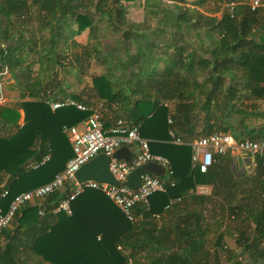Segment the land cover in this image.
<instances>
[{"label":"trees","instance_id":"16d2710c","mask_svg":"<svg viewBox=\"0 0 264 264\" xmlns=\"http://www.w3.org/2000/svg\"><path fill=\"white\" fill-rule=\"evenodd\" d=\"M122 1L132 0H0V77L36 53L33 89L13 78L18 100L0 105V210L15 194L49 181L71 156L61 126L87 112L49 109L47 101L65 96L86 104L101 99L104 127L111 119L140 122L149 152L168 160L165 176H157L165 190L152 194L148 207L135 206L133 221L96 189L80 193L70 215L52 214L70 191L65 181L41 205L16 209L0 231V264H208V252L193 239L210 228L209 197L195 193L197 185L214 189L210 198L219 204L211 223L215 248L223 219H232L228 264H264V158L235 175L227 153L199 172L189 146L169 135L188 141L220 130L236 141L264 140V0L252 10L249 0H142L140 22L127 18ZM82 32L84 43L75 39ZM92 63L103 71L78 91L70 88L65 76L80 83ZM46 153L49 159L33 168Z\"/></svg>","mask_w":264,"mask_h":264},{"label":"built area","instance_id":"2783aa9c","mask_svg":"<svg viewBox=\"0 0 264 264\" xmlns=\"http://www.w3.org/2000/svg\"><path fill=\"white\" fill-rule=\"evenodd\" d=\"M261 4L259 0H250L249 8L252 10ZM233 5L234 3L232 1L226 4L230 13ZM262 5L264 7V4ZM46 103L50 110L72 106L77 110L87 112V114L77 124L61 126V130L69 143L71 156L65 161L61 170L54 173L49 181L29 190L21 191L13 196L6 209L4 211L0 210V231L8 225L19 206L25 203H32L33 201L41 205L45 196L60 189L65 181L71 182L70 191L49 209L52 214L63 213L70 215L71 202L84 190L96 189L102 192L128 221H133L135 219L133 214L135 206L148 207L149 197L156 192H163L165 190L166 183L164 180L157 176H152L145 171L139 173V181L134 189L121 184L114 186L105 182H96L93 180L76 182L73 178V173L81 164L88 161L99 152L110 156L108 170L119 183L124 181L132 170L147 162L159 163L165 168L168 167L169 163L165 157L149 152L148 140L143 138L139 133L140 122L127 126L123 121L118 119L113 125L107 128L104 127L100 115V109L103 105L101 99H95L93 102L86 104L70 96H65L61 99L49 100ZM167 121L169 122L170 119L167 118ZM18 124L21 125V121L18 122ZM169 135L173 143H185L189 146L191 166L196 168L199 172H205L207 170L214 156H224L227 153L250 156L252 167L255 166V157L264 158V140L260 139L236 141L230 134L220 130L211 131L188 141H182L174 137L170 131ZM132 143H136V149L129 160L111 157L112 152L116 148ZM48 159L49 154L46 153L38 162L34 163L32 167L36 168ZM168 173L170 174L171 171L168 170ZM169 185L172 186L173 182L170 181ZM204 191V186L202 189L199 185L196 189L198 193H204ZM5 194L6 190H3L1 196ZM176 200H178V198L171 199L168 204ZM37 213L43 215L44 209L39 207ZM154 216L157 217L156 214Z\"/></svg>","mask_w":264,"mask_h":264},{"label":"rangeland","instance_id":"374dc122","mask_svg":"<svg viewBox=\"0 0 264 264\" xmlns=\"http://www.w3.org/2000/svg\"><path fill=\"white\" fill-rule=\"evenodd\" d=\"M141 1L142 0L122 1V3L128 7L127 8V18L129 20L135 21V22H140L142 20L143 12H142V9L140 7ZM184 1H185V4L192 5L193 0H184ZM209 7H211V4L209 2H207L206 8H209ZM215 14L218 15V12ZM86 38H87L86 32H82L81 34H79L75 37V39L80 43H84L86 41ZM140 45H144V43H142ZM35 56H36V53L33 52L28 57L32 61L33 59H35ZM21 63L24 64L25 61H23V59H22ZM31 68H32V70L36 69V64L33 63ZM73 71L74 70H71V72H73ZM102 71H103L102 67L99 64L92 63L90 65V67H88L86 74L82 75V77H81L82 81L80 83H78L76 81V79L73 77L72 73L67 74L65 76V80L71 86L70 88L74 89L75 91H78L82 84H89L90 83V77L92 75L100 73ZM225 81L227 83L229 82V81H227V79H225ZM0 89H2L1 96L5 102H7V100H6L7 94H11V97H15L14 96L15 94L8 93V91L6 89H4L2 84L0 86ZM2 99H0V103L4 102ZM10 101H12V100H10ZM259 105L261 108H264V103H261ZM250 172L251 171H247L245 173H250ZM206 191H207V189H206ZM213 193H215V191H214V189L212 190L211 187H210L209 192L204 191V193H203L205 196L209 197V199L207 201H205L206 209H205L204 215H205V223L207 224L206 227H208V225H209L211 231H208L209 229L205 230L206 228L204 227L202 230V233L200 234V238H198L197 241L202 244L203 250L208 252V264H216V261L214 259V252L215 251H216V255H217L215 258H216V260H218V264H228L227 259H228V256L234 250V243H233V237L231 236V233L227 234L226 232L230 231V229L232 228L233 222H232V219L230 217H225L223 219L226 223V228H227V231L225 232L226 235L224 237H222V239L220 240L221 242H220L219 246H217L215 248L213 243H214L216 232L212 228L213 226L211 227V223L216 217H219V212H218V205L219 204H218V202L215 201V199L210 198V196L213 195ZM33 202H36V201H33ZM226 228H225V230H226ZM142 258L143 257H141V259ZM240 261H241V259H240Z\"/></svg>","mask_w":264,"mask_h":264},{"label":"water","instance_id":"95a60500","mask_svg":"<svg viewBox=\"0 0 264 264\" xmlns=\"http://www.w3.org/2000/svg\"><path fill=\"white\" fill-rule=\"evenodd\" d=\"M132 152L126 146H120L116 148L111 157L115 159L129 160ZM110 156L99 152L95 154L91 159L81 164L78 169L73 173V178L76 182L84 180H93L96 182H105L114 186L119 184L125 185L131 189H134L139 181V173L145 171V164L132 170L122 182L116 181L108 170V162ZM229 167L233 174L241 175L247 171H250L253 167L251 165V157L241 154H230Z\"/></svg>","mask_w":264,"mask_h":264},{"label":"crops","instance_id":"0c3cea01","mask_svg":"<svg viewBox=\"0 0 264 264\" xmlns=\"http://www.w3.org/2000/svg\"><path fill=\"white\" fill-rule=\"evenodd\" d=\"M142 2V1H141ZM250 2V0L248 1ZM218 14H219V11H217ZM216 12V13H217ZM218 16V15H217ZM23 61H25V63L23 65V67H20V68H16L14 70H12L10 73L9 72H4L1 77H0V86L1 84L3 85L4 89H6L8 91V93H13L15 94L14 96L15 97H11V94H7L6 96V100L7 102H5L3 99H2V96H1V91L2 89H0V99H2L4 102H1L0 105H3L4 103L5 104H8L10 106H14L13 103L14 101H16V99L18 100V91L14 88H10L9 85L12 84L13 82V78L16 79L20 84H26V85H29V88L30 89H33V85H34V75L36 73V69L32 70L31 66L33 65V63L31 62L30 58L28 56L24 57L23 58ZM28 71V72H27ZM13 76V77H12ZM10 95V96H9ZM12 100V101H10ZM95 100V99H94ZM93 102V101H92ZM19 118L17 120V122H20L22 121V117H23V112L21 109H19ZM107 119V117H105L103 120H102V123ZM114 122L113 119H111V122L106 126L109 127L112 125V123ZM126 147L129 148V150L132 152L135 151L136 149V143H132V144H128L126 145ZM145 168H147L146 170L147 171H151L152 174H154L155 176H162L163 173L165 172V167H163L161 164L159 163H155V162H147L145 163ZM165 176V175H163ZM165 178V177H164ZM161 179V178H160ZM163 180V178H162ZM199 185H197L195 187V193H198L196 192V189L198 188ZM203 189V186L204 185H200ZM205 187V191L207 189V191L209 192L210 190V187L209 186H204ZM206 191V192H207ZM200 194H203V192H201ZM32 203H37V202H32ZM134 210V209H133ZM66 215V214H65ZM226 228V227H225ZM225 228L222 230L224 231V233L227 231V228L225 230ZM203 229V228H202ZM208 231H211V229L209 228ZM202 232V231H201ZM232 235H234V232L232 229H230V231ZM233 232V233H232ZM208 233V232H207ZM226 235V233L223 235V237ZM198 238H200V236H196L194 237L193 239L197 240Z\"/></svg>","mask_w":264,"mask_h":264}]
</instances>
